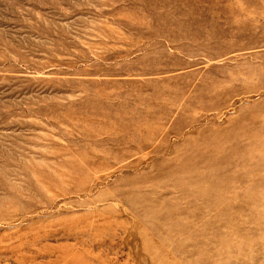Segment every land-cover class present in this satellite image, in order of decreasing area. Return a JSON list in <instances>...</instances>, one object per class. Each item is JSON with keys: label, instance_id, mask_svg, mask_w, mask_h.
<instances>
[{"label": "rangeland", "instance_id": "374dc122", "mask_svg": "<svg viewBox=\"0 0 264 264\" xmlns=\"http://www.w3.org/2000/svg\"><path fill=\"white\" fill-rule=\"evenodd\" d=\"M0 264H264V0H0Z\"/></svg>", "mask_w": 264, "mask_h": 264}]
</instances>
